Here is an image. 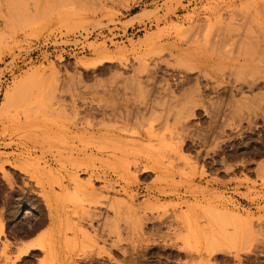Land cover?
I'll return each mask as SVG.
<instances>
[{
  "label": "rangeland",
  "instance_id": "rangeland-1",
  "mask_svg": "<svg viewBox=\"0 0 264 264\" xmlns=\"http://www.w3.org/2000/svg\"><path fill=\"white\" fill-rule=\"evenodd\" d=\"M263 26L264 0H0V264H264Z\"/></svg>",
  "mask_w": 264,
  "mask_h": 264
},
{
  "label": "bare ground",
  "instance_id": "bare-ground-1",
  "mask_svg": "<svg viewBox=\"0 0 264 264\" xmlns=\"http://www.w3.org/2000/svg\"><path fill=\"white\" fill-rule=\"evenodd\" d=\"M260 7H262V6H260ZM262 10H263V9H262ZM261 13H262V12H261ZM257 25H258V24H257ZM263 27H264V26H263ZM263 27H262V28H263ZM248 29H249V28H248ZM248 29H247V30H248ZM259 29H260V28H259ZM260 30H261V29H260ZM238 33H239V32H238ZM251 33H252V32H251ZM251 33H250V34H251ZM263 33H264V32H263ZM256 35H257V33H256ZM250 36H251V35H250ZM240 37H241V36H240ZM254 37H255V36H254ZM241 38H243V37H241ZM247 39H248V38H247ZM249 39H250V37H249ZM263 39H264V38H263ZM245 40H246V39H245ZM245 40H244V41H245ZM246 41H247V40H246ZM259 42H260V41H259ZM245 44H247V43H245ZM239 46H241V45H239ZM261 47H262V46H261ZM240 48H241V47H239V49H240ZM255 51H256V50H255ZM237 52H238V51H237ZM239 55H240V53H239ZM241 56H242V55H241ZM238 57H239V56H238ZM262 57H263V56H262ZM258 60H261V59L258 58ZM258 60H257V61H258ZM263 61H264V60L262 59V63H264ZM259 63H260V62H259ZM260 68H261V67H259V69H260ZM261 70H262V68H261ZM261 70H260V71H261ZM31 248H35V246H32Z\"/></svg>",
  "mask_w": 264,
  "mask_h": 264
},
{
  "label": "built area",
  "instance_id": "built-area-1",
  "mask_svg": "<svg viewBox=\"0 0 264 264\" xmlns=\"http://www.w3.org/2000/svg\"><path fill=\"white\" fill-rule=\"evenodd\" d=\"M45 43H51V41L50 40H47Z\"/></svg>",
  "mask_w": 264,
  "mask_h": 264
},
{
  "label": "crops",
  "instance_id": "crops-1",
  "mask_svg": "<svg viewBox=\"0 0 264 264\" xmlns=\"http://www.w3.org/2000/svg\"><path fill=\"white\" fill-rule=\"evenodd\" d=\"M28 241V240H27Z\"/></svg>",
  "mask_w": 264,
  "mask_h": 264
}]
</instances>
